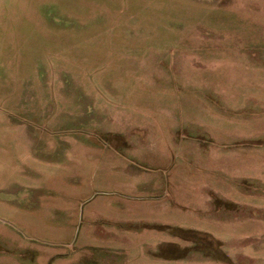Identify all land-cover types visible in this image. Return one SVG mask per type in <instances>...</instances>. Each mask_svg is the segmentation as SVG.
Instances as JSON below:
<instances>
[{
	"label": "rangeland",
	"instance_id": "374dc122",
	"mask_svg": "<svg viewBox=\"0 0 264 264\" xmlns=\"http://www.w3.org/2000/svg\"><path fill=\"white\" fill-rule=\"evenodd\" d=\"M257 153L264 0H0V264H264Z\"/></svg>",
	"mask_w": 264,
	"mask_h": 264
},
{
	"label": "crops",
	"instance_id": "0c3cea01",
	"mask_svg": "<svg viewBox=\"0 0 264 264\" xmlns=\"http://www.w3.org/2000/svg\"><path fill=\"white\" fill-rule=\"evenodd\" d=\"M257 157H256V167H257V172H259V170L261 169V168H263V165H264V161L262 162V161H260V158H259V153H257V155H256ZM247 161H249L248 160V158L245 160V163L247 162ZM244 163V164H245ZM246 171H247V174H248V172H250L251 170L254 172V170H255V165H253L252 163H247V165H245V168H244ZM259 175V173L257 174V177H259L258 176Z\"/></svg>",
	"mask_w": 264,
	"mask_h": 264
}]
</instances>
